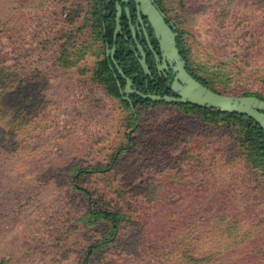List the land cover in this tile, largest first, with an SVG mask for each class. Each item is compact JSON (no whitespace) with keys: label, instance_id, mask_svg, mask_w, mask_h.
<instances>
[{"label":"rangeland","instance_id":"rangeland-1","mask_svg":"<svg viewBox=\"0 0 264 264\" xmlns=\"http://www.w3.org/2000/svg\"><path fill=\"white\" fill-rule=\"evenodd\" d=\"M158 3L195 74L264 97V0ZM88 4L0 0V264H85L99 240L94 264H264V180L235 127L206 134L179 104L132 112L93 74L106 54ZM82 169L104 204L74 187ZM98 209L120 211L115 237Z\"/></svg>","mask_w":264,"mask_h":264},{"label":"trees","instance_id":"trees-1","mask_svg":"<svg viewBox=\"0 0 264 264\" xmlns=\"http://www.w3.org/2000/svg\"><path fill=\"white\" fill-rule=\"evenodd\" d=\"M156 1L158 3V0ZM115 2L116 0H88V3H89L88 8L90 10V14L92 13L91 15H93V21L95 24L93 26V29L94 27H97V26L99 27L98 34H99V37L103 41V45L105 47V50H104L105 54H106L107 46L112 47L113 45V31H114V26H115V14L114 13L116 11ZM164 12L169 17V19H171L174 22V24H176L178 27V23L172 17H170L165 10ZM88 21H89V17L86 20V22L88 23ZM93 29L91 31L92 33H93ZM178 29L180 30V33H181V40H180L181 47L183 48V51L185 52V57L187 59L188 66H189V58L187 55V51L184 48V43L182 40V30L179 27ZM127 52H129V54H127ZM83 53H84L83 50H79V53L76 52L74 53V56H73L72 53H67L66 51H64L60 59V63L65 68L75 66L77 62H79V60L75 61L76 57L78 58L79 56H82V57L85 56V55H82ZM82 57H80V59ZM116 59L118 60L120 64V68L123 69L125 74L133 80V82L139 87V89L142 92L144 93L153 92L152 88L145 86L144 83H141L142 81H141L140 75L143 74V71L141 72L136 71V67L138 68V64H137L136 58L131 53V51L128 49L126 45V41L122 40L118 44L117 51H116ZM190 71H191V74L196 79H198L203 84L210 87L204 79H202L197 74H195L191 69ZM93 74H95L96 77L101 82L107 84V87L109 85L108 87L110 90L109 92L113 93L115 96L120 98L121 101L125 103L126 106L130 108L132 112L138 105H141L144 103H151V102L157 103L149 99H144L143 97L137 94H131L129 96L130 99L124 98L123 95L121 94L118 81H120L121 85L124 86L125 77L118 73V67L116 66L114 61L109 56H107V54L105 55V58L98 60V63L96 64ZM115 74L119 76L115 77ZM214 91L218 92L217 90H214ZM243 96H257L259 98L264 99V97L258 94H253V95L243 94ZM162 103H168V102H162ZM172 104L188 106L190 107V111L194 112L195 114H204L203 117L205 118L206 124H207L206 128L204 129L206 134H214V130L211 129L212 127L211 123H216L215 121H217L218 123L220 122L219 127H223L226 124L225 129L228 126H230L231 128L235 127L236 134H235L234 139L237 140V143L240 146V148L242 146V148L244 149L243 155L245 156V159L247 160V162L250 163V166L252 168L260 172V175L262 176V180H264V130L257 121H255L254 119L248 116L240 115L237 113L224 112L218 108H204V107H200L194 104H181V103H172ZM132 115L134 116V113H132ZM124 150L125 148H120L118 151H116V153L114 154L112 158V162L109 164V167L118 165L116 161L118 160V156H121V153ZM94 170L95 169L91 171L83 170V169L78 170L74 174L73 185L83 195L88 197L89 201L94 202L95 204L99 202L104 204L105 203L104 198L94 199L95 195L97 194V191L91 192L88 188H85L83 186V183L88 179V177L91 176V173L95 172ZM84 174H86L87 177H83ZM119 212H120L119 210L112 212L107 209H98V211L92 212L94 215H97L103 218L105 221H107L108 224H110L111 238L115 237L120 229L121 223L118 217L121 218V214ZM104 243L106 242L99 240L98 244L93 245L89 248V252L87 253V257L85 259L86 261L85 264H94L91 260V257L95 255V252L98 248L100 249L102 246H104L103 245ZM101 254L103 255L105 254V252H102ZM89 260H91V262H89ZM105 264H110V263H105Z\"/></svg>","mask_w":264,"mask_h":264},{"label":"water","instance_id":"water-1","mask_svg":"<svg viewBox=\"0 0 264 264\" xmlns=\"http://www.w3.org/2000/svg\"><path fill=\"white\" fill-rule=\"evenodd\" d=\"M138 9L139 16L144 15L147 17L149 24L154 29L156 38L158 39L160 51L164 59H176L177 71L174 80L171 84V89L176 92L177 96L160 95L154 93H143L132 87V81L127 78L125 87L124 98L130 99L131 93L149 99L154 102H168V103H181V104H194L204 108H218L224 112L237 113L240 115L248 116L257 121L264 130V99L257 96H232L214 91L201 81L196 79L186 69V61L180 59L179 49L176 45V31L174 27L168 24L166 15L156 4V0H134ZM129 3V0H116L117 19L116 28L114 31V41L112 48L108 49L107 53L111 54L115 60V51L118 44V34L121 29L122 22V3ZM130 17L129 9H126ZM131 19V17H130ZM131 29L134 37L136 38V30L131 20ZM138 48L141 50L144 58L141 59V64L144 67L145 73L150 74V69L147 65L145 53L140 44ZM118 67V64H117ZM121 73L123 71L119 69ZM119 87L121 83L118 81ZM123 92V91H122Z\"/></svg>","mask_w":264,"mask_h":264},{"label":"flooded vegetation","instance_id":"flooded-vegetation-1","mask_svg":"<svg viewBox=\"0 0 264 264\" xmlns=\"http://www.w3.org/2000/svg\"><path fill=\"white\" fill-rule=\"evenodd\" d=\"M156 4L160 8V10L164 12V10L159 6L157 1H156ZM115 7H116V2H115ZM122 8H123L122 9V22H121V29L119 30V34H118V44L122 40L126 41V45L128 49L131 51V53L136 58V61L138 64V68L136 67V71H140V72L143 71V74L140 75V78L142 81L141 83H144L145 86L152 88L153 92L151 93L160 94V95L177 96L178 94L171 89V84L177 73V71H175L174 69H175V66L177 65L178 60L176 59L169 60V59H164L162 57L159 42H158V39L156 38L154 29L149 24L146 16L141 15V18H140L138 9H137V6L134 0H129V3H125V2L122 3ZM127 8L129 9L131 19L129 15L127 14V11H126ZM114 14H115V26H114V31H115L116 19H117V7H116V11ZM164 14L166 15L165 12ZM166 19L168 21V24L174 27V31H176L177 33L176 34V45L180 53L179 60L183 59L186 61V69L191 74L187 59L185 57V52L183 51V48L181 47L180 30L178 29L177 25L174 24V22L171 19H169L167 15H166ZM131 20L136 30V33H135L136 38L134 37L132 29H131ZM114 31H113V41H114ZM118 44H117V47H118ZM138 44H140L144 50L146 62L150 69V74L145 73L144 67L141 64V59H143L144 56L141 50L138 48ZM109 48L111 49L112 47L107 46L106 54L113 60L111 54L107 53ZM116 51H115V60L113 61L116 64V66L118 64V70L121 69L123 71V69L120 68V64L118 60L116 59ZM127 54H129V52H127ZM123 76L125 77V85L124 86L121 85V88L120 87L119 88H120L121 94L124 97L125 87L127 83L126 79L130 77H128L124 71H123ZM131 81H132V87L136 90L141 91L139 87L133 82L132 79ZM131 94H136V93H131Z\"/></svg>","mask_w":264,"mask_h":264}]
</instances>
